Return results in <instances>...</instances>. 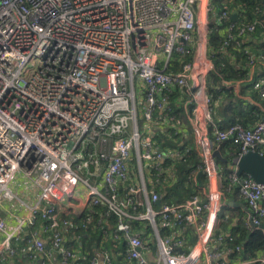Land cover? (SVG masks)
I'll list each match as a JSON object with an SVG mask.
<instances>
[{"label": "built area", "instance_id": "1", "mask_svg": "<svg viewBox=\"0 0 264 264\" xmlns=\"http://www.w3.org/2000/svg\"><path fill=\"white\" fill-rule=\"evenodd\" d=\"M255 13L264 17V5ZM211 14L221 52L249 54L250 74L264 66V53L246 46L258 28L264 39V18L218 11L211 0H0V203L17 199L9 184L18 173L39 190L27 218L0 221L1 262L23 253L42 264L43 253H57L60 264H264L262 251L232 260L242 245L234 225L222 227L228 193L245 201L249 230L264 223V184L237 174L239 158L264 145V120L211 125L223 97L209 91ZM255 87L264 98V79ZM177 105L200 150L189 179L201 189L204 171L206 188L157 204L159 183L176 182L174 162L188 160L189 149L170 144L186 121ZM226 140L239 152L223 183L213 151ZM76 217L100 236L91 257L68 246L90 238Z\"/></svg>", "mask_w": 264, "mask_h": 264}, {"label": "trees", "instance_id": "2", "mask_svg": "<svg viewBox=\"0 0 264 264\" xmlns=\"http://www.w3.org/2000/svg\"><path fill=\"white\" fill-rule=\"evenodd\" d=\"M212 5L216 10H221L226 6L231 9H236L242 16H246L249 19H254L255 17L264 18L261 14L255 13V8L257 6L262 7L264 5V0H211ZM218 22L214 20V15L211 14L210 24H209V48L214 52V64L215 68L208 75L209 91L213 94L214 98L219 95H223L225 101L219 108L220 113L224 115L223 121L216 122L213 119L212 124H216L217 128L227 129L230 125L236 122L242 123L244 126H252L259 120H264V98H262L256 89V83L259 78L254 76L251 78V74L248 70L247 64L249 62V54L244 53L242 50L227 47L226 52H221L220 47L223 44V36L217 31L216 27ZM261 28H258L255 32V36H259ZM257 33V34H256ZM246 46H250L255 53H264V39L260 37L257 38L256 42H246ZM263 69V68H262ZM226 81L232 82L231 84H226ZM250 83V84H249ZM254 88L251 92L247 89ZM248 94L250 99L246 100L243 95ZM177 99V97H176ZM192 110V107H191ZM190 112V111H189ZM174 114L182 123L186 120V123L191 125L188 119L186 110L177 105L174 110ZM217 120V118H216ZM185 127L183 126V132L177 135L178 142H170L171 145L179 147L181 149L188 150V160L186 162L176 160L174 162L177 169L178 180L176 182H164L159 183V192L161 194V202L163 203H178L187 200L193 194L201 191L194 180L189 179L191 171L195 169L196 165L200 163V150L196 144L195 136L192 127L190 126V133L188 137L184 134ZM164 134H161L159 140L162 144L169 142L166 140ZM186 137V138H185ZM181 139H184L183 144H180ZM169 144V143H168ZM217 147L220 149L221 153L227 159V162L218 160L219 164L222 165L221 173L224 177V183L226 182V177L230 173V164L233 159L238 155L239 148L233 144L231 140H226L221 142ZM246 176V174H244ZM200 186V185H199ZM234 195L238 198V193H228L227 196ZM232 209L231 205L227 202L222 206L221 215H224ZM231 216V215H230ZM232 217L230 219L233 220ZM82 217H76L75 222L79 225L76 230L78 233L83 234L88 232L90 238L83 239L81 241L68 242L69 247H80L82 249H88L89 257L93 256L100 244V236L93 232L92 228L89 226L87 229L82 227ZM229 219V222H230ZM72 229L68 230L69 235L75 232ZM233 233L237 235L236 243L242 245L241 252L237 255H233L232 260H236L241 257L243 260H251L259 255V252H264V231L261 228L255 227L248 229L243 218H239V221L232 228ZM165 233V231H162ZM196 240L192 237V242ZM109 246V244L107 245ZM88 260L82 261L86 263ZM0 264H6L0 261ZM256 264V263H252Z\"/></svg>", "mask_w": 264, "mask_h": 264}, {"label": "crops", "instance_id": "3", "mask_svg": "<svg viewBox=\"0 0 264 264\" xmlns=\"http://www.w3.org/2000/svg\"><path fill=\"white\" fill-rule=\"evenodd\" d=\"M257 38L254 36H250V42H256ZM263 68V69H262ZM251 78H254V76H257L260 79H264V66L261 64H258L256 69L251 72ZM259 79V80H260ZM232 82L226 81V84H231ZM250 84V83H249ZM252 90L255 91V89L249 88L247 89L248 92H251ZM246 100L250 99L249 95H243ZM225 101L224 96L221 97L220 103L216 109L215 115H214V120L216 122L218 121H223L224 115L220 113L219 108L222 106V103ZM217 118V120H216ZM185 127L184 134L185 136L188 137L190 131V126L192 127V124L184 122L182 124ZM212 126H217L216 124H211ZM214 149H219L217 146H215ZM220 150V149H219ZM221 152V151H220ZM222 154V153H221ZM223 155V154H222ZM224 156V155H223ZM218 161V160H217ZM227 162V161H226ZM219 163V162H218ZM220 165V168L223 169L222 165ZM231 165V164H230ZM229 165V166H230ZM224 183V179L221 180ZM202 182L204 183V186H200L202 190L206 188V178L205 176H202ZM10 188L15 192L17 195V199L14 201H6L3 203H0V221H4L8 224H16L20 219L27 218L29 215V207L28 205L34 204L39 197V190L32 185V183L25 177L23 173H18L15 175V177L12 179V181L9 184ZM231 200H235L236 203L230 204L232 209H229L226 214L231 215L232 217H235L232 219L230 216V222H225L222 227L227 228L230 224L235 225L238 221L239 218H248L250 216V211L248 207L246 206L245 201L238 196V198H235L234 195L227 196L224 201L230 202ZM29 229H27L28 231ZM65 234L67 235V239L73 240V236H70L68 233V229L66 227L63 228ZM4 238V233L0 231V242ZM17 244V242H15ZM46 250H48L46 248ZM261 252H259L260 254ZM40 259H42V264H60L59 259L60 256L55 253L54 257H49L46 253H43L40 256ZM10 264H31V262L27 259L25 254L23 253H18L16 256H14L11 259ZM87 264V262L85 263ZM201 264H210L207 261L203 260Z\"/></svg>", "mask_w": 264, "mask_h": 264}, {"label": "water", "instance_id": "4", "mask_svg": "<svg viewBox=\"0 0 264 264\" xmlns=\"http://www.w3.org/2000/svg\"><path fill=\"white\" fill-rule=\"evenodd\" d=\"M234 20H237L238 14L234 12L232 15ZM213 157L217 160L226 162L227 159L221 154L219 149L213 151ZM237 174L238 175H249L255 181L260 184H264V145H260L255 150H250L245 155L241 156L237 162ZM202 176H204V171H200L198 174V181L200 186H204L202 182ZM158 201L157 204H160ZM236 203L235 200H231L229 204ZM255 227L261 228L264 231V223L254 224Z\"/></svg>", "mask_w": 264, "mask_h": 264}]
</instances>
